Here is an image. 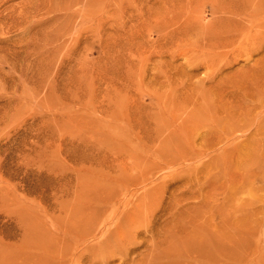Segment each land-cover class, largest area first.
Returning a JSON list of instances; mask_svg holds the SVG:
<instances>
[{
    "label": "rangeland",
    "instance_id": "rangeland-1",
    "mask_svg": "<svg viewBox=\"0 0 264 264\" xmlns=\"http://www.w3.org/2000/svg\"><path fill=\"white\" fill-rule=\"evenodd\" d=\"M0 264H264V0H0Z\"/></svg>",
    "mask_w": 264,
    "mask_h": 264
}]
</instances>
